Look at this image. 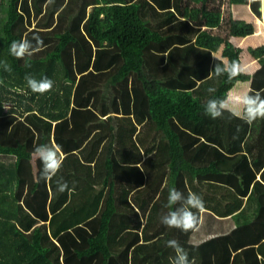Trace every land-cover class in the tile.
<instances>
[{"label":"trees","instance_id":"trees-1","mask_svg":"<svg viewBox=\"0 0 264 264\" xmlns=\"http://www.w3.org/2000/svg\"><path fill=\"white\" fill-rule=\"evenodd\" d=\"M261 1L227 4L261 17ZM214 4L0 0V148L22 150L0 152V264H172L170 239L192 264H264V119L204 114L237 82L264 96V45L249 49L254 74L209 75L221 59L242 64L230 38L256 32L232 13L223 29ZM34 34L42 51L10 55ZM26 74L53 89L31 92ZM172 90L192 94L175 103ZM39 144L62 147L50 183L35 182ZM172 188L202 197L195 230L161 223Z\"/></svg>","mask_w":264,"mask_h":264},{"label":"clouds","instance_id":"clouds-1","mask_svg":"<svg viewBox=\"0 0 264 264\" xmlns=\"http://www.w3.org/2000/svg\"><path fill=\"white\" fill-rule=\"evenodd\" d=\"M42 50L43 40L38 34H34L31 40L25 37L19 41H13L9 47L10 55L17 59L30 58ZM4 69L5 71L10 70L7 62H4ZM243 71L244 68L238 61H230L225 58L223 66L216 63L209 75H215L216 77L227 76L229 80H232ZM24 79L31 92L41 95L51 91L54 86V82L47 77L38 80L31 74H26ZM207 91L212 94L216 92V89L210 87ZM231 107H235L241 118L247 123H252L257 119H264V96H261L260 93L252 94L251 90L238 94L234 98L213 96L204 105V114L212 119L221 118L224 112ZM62 154V147L58 144H39L35 147L32 156L39 162L38 175L35 177L36 183L41 181L50 183L57 176L63 166ZM70 190L67 182L63 181V179L57 180V191L63 193ZM168 206L172 210L160 217L162 224L185 232L197 228L199 222L198 213L204 210V201L201 196L194 192H189L185 196L181 191L172 188L168 194ZM166 246L175 253L172 264H192L187 250L176 239L168 240Z\"/></svg>","mask_w":264,"mask_h":264},{"label":"crops","instance_id":"crops-1","mask_svg":"<svg viewBox=\"0 0 264 264\" xmlns=\"http://www.w3.org/2000/svg\"><path fill=\"white\" fill-rule=\"evenodd\" d=\"M228 10L232 13V17L234 19L245 20L247 22L253 23L256 27V32L253 36H249L243 39L230 38V41L237 47L242 48V64L241 66L244 68L246 74H254L259 69L258 62L250 55V48H257L261 45H264V0L261 1V7L259 10L261 11V17L256 16L251 10L250 6H236L229 7L227 4ZM214 58L221 59L220 54L214 55ZM223 62L225 59H221ZM237 83H240L237 86ZM234 88L229 91L228 98H234L236 95L248 92L251 89L250 82H237ZM235 89V90H234ZM190 91H182V90H172L171 98L175 103H179L183 100V98L187 95H191ZM236 116H240L238 110L235 107H231L229 109ZM106 119V118H104Z\"/></svg>","mask_w":264,"mask_h":264},{"label":"rangeland","instance_id":"rangeland-1","mask_svg":"<svg viewBox=\"0 0 264 264\" xmlns=\"http://www.w3.org/2000/svg\"><path fill=\"white\" fill-rule=\"evenodd\" d=\"M215 6H219V8L221 9V12H222V20H223V23H222V28L225 29L226 25H227V22H228V18H229V13H231L229 10H228V7H227V0H215ZM213 5H211L212 7ZM221 34H223V32L221 31ZM243 83V82H242ZM240 83H237V86L235 87V89L239 86ZM234 89V90H235ZM0 152L6 154V153H10V154H13L17 157H20V155L22 154V150L20 149H11V148H0Z\"/></svg>","mask_w":264,"mask_h":264}]
</instances>
